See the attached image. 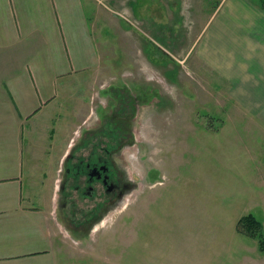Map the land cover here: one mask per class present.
I'll return each instance as SVG.
<instances>
[{
	"label": "rangeland",
	"instance_id": "obj_1",
	"mask_svg": "<svg viewBox=\"0 0 264 264\" xmlns=\"http://www.w3.org/2000/svg\"><path fill=\"white\" fill-rule=\"evenodd\" d=\"M186 1L188 39L176 24L173 40L153 38L169 56L151 47V58L140 47L138 58L116 57L106 76L93 80L97 112L89 123L99 119L103 137L117 139L133 188L101 219L91 215L99 202L54 206L67 264H264V112L241 107L232 82L206 68L189 7L195 0ZM142 2L121 0L118 7H128L127 23L152 38L147 25L169 13L161 0ZM249 214L263 224L254 235L246 221L239 226Z\"/></svg>",
	"mask_w": 264,
	"mask_h": 264
},
{
	"label": "crops",
	"instance_id": "obj_2",
	"mask_svg": "<svg viewBox=\"0 0 264 264\" xmlns=\"http://www.w3.org/2000/svg\"><path fill=\"white\" fill-rule=\"evenodd\" d=\"M114 2L0 0V264H67L53 219L56 194L57 206L94 202L83 193L90 185L84 170L112 142L99 119L89 123L97 112L93 80L104 78L116 57L138 58L140 47L151 58V47L168 53L154 39L173 40L172 24L183 36L190 32L186 0H161L169 15L150 20L152 38L144 34L150 41L134 20L127 23L128 7ZM131 6L134 13L136 3ZM189 7L196 42L201 38L199 58L222 82H232L241 107L263 113L264 8L254 0H195Z\"/></svg>",
	"mask_w": 264,
	"mask_h": 264
},
{
	"label": "flooded vegetation",
	"instance_id": "obj_3",
	"mask_svg": "<svg viewBox=\"0 0 264 264\" xmlns=\"http://www.w3.org/2000/svg\"><path fill=\"white\" fill-rule=\"evenodd\" d=\"M121 154L122 148L118 146V141L115 139V141L105 145L103 147V154L98 156V160L94 162V164L88 163L84 170L88 175L90 185L86 186L83 193L89 200L91 199L94 201L92 203L99 202L91 211V215L99 216L100 219L102 214H107V211L109 212L119 207L126 192L133 188V184L130 185V181L124 169L121 167ZM70 157H72V155H69V158ZM79 167L78 164V166H76V168H78V170H76L78 171L77 177L83 170L81 167L79 169ZM70 168L71 167L68 165L67 170L69 171ZM133 181L137 183L135 176L132 178V182ZM77 187L80 188L78 185ZM75 204H78L76 199L73 201V205Z\"/></svg>",
	"mask_w": 264,
	"mask_h": 264
},
{
	"label": "trees",
	"instance_id": "obj_4",
	"mask_svg": "<svg viewBox=\"0 0 264 264\" xmlns=\"http://www.w3.org/2000/svg\"><path fill=\"white\" fill-rule=\"evenodd\" d=\"M260 5H261V7L264 8V0H261ZM243 221H246L245 222L246 225L248 227H250L249 228V233L251 235H254L255 234V232H254L255 229H253L254 226H256V227H262V229H263V224L260 223V221L257 219V217L255 216V214H249V215H246L245 217L241 218L240 221H239V226H240L241 222H243ZM260 247H262V249L264 250V239L261 240V246Z\"/></svg>",
	"mask_w": 264,
	"mask_h": 264
}]
</instances>
